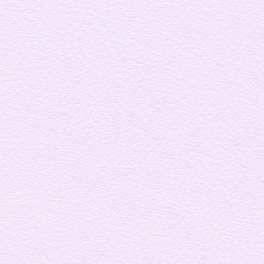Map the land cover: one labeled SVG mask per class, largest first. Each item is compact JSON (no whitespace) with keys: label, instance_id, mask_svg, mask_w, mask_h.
I'll use <instances>...</instances> for the list:
<instances>
[{"label":"snow or ice","instance_id":"1","mask_svg":"<svg viewBox=\"0 0 264 264\" xmlns=\"http://www.w3.org/2000/svg\"><path fill=\"white\" fill-rule=\"evenodd\" d=\"M0 264H264V0H0Z\"/></svg>","mask_w":264,"mask_h":264}]
</instances>
